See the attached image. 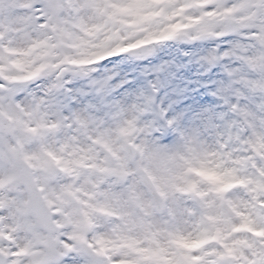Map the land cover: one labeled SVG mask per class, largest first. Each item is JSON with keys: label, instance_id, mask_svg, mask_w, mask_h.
Wrapping results in <instances>:
<instances>
[{"label": "snow or ice", "instance_id": "1", "mask_svg": "<svg viewBox=\"0 0 264 264\" xmlns=\"http://www.w3.org/2000/svg\"><path fill=\"white\" fill-rule=\"evenodd\" d=\"M0 264H264V0H0Z\"/></svg>", "mask_w": 264, "mask_h": 264}]
</instances>
